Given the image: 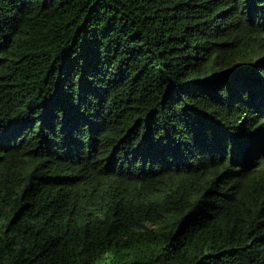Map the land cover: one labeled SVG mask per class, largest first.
<instances>
[{"label":"trees","instance_id":"1","mask_svg":"<svg viewBox=\"0 0 264 264\" xmlns=\"http://www.w3.org/2000/svg\"><path fill=\"white\" fill-rule=\"evenodd\" d=\"M0 264H264V0H0Z\"/></svg>","mask_w":264,"mask_h":264}]
</instances>
